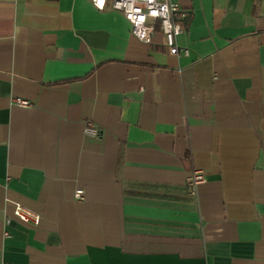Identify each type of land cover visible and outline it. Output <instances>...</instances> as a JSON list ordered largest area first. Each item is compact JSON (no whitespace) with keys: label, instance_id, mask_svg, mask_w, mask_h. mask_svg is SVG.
I'll return each instance as SVG.
<instances>
[{"label":"crops","instance_id":"crops-1","mask_svg":"<svg viewBox=\"0 0 264 264\" xmlns=\"http://www.w3.org/2000/svg\"><path fill=\"white\" fill-rule=\"evenodd\" d=\"M166 1L187 56L89 0H0V264H264V0Z\"/></svg>","mask_w":264,"mask_h":264},{"label":"built area","instance_id":"built-area-1","mask_svg":"<svg viewBox=\"0 0 264 264\" xmlns=\"http://www.w3.org/2000/svg\"><path fill=\"white\" fill-rule=\"evenodd\" d=\"M89 1H90L91 5L98 11L112 10V11H116V12L120 13L124 17V19L126 21H128V23L130 24L131 35L136 37L133 34L134 30H135V25L128 19V16L125 13L123 8L118 9L116 7V4L119 2V0H107L103 10L98 9L94 5L93 0H89ZM166 3L168 5L169 11L171 13V22L174 25L180 26V34H181L183 32V27H182L181 23L188 17V14L185 11L179 9V7L177 5H174L172 3H168L166 0H156L157 6H162ZM135 7H136V9L141 10V13H140L141 15H146L150 11V0H138ZM172 9H175V10L173 11ZM156 27H158L160 33L163 35L165 45L168 49V52L171 55H174V56H178V55L187 56L188 55L187 49L180 48L176 44L175 40H176V37L179 35H176L175 32L169 34L168 32H166L164 30V18L163 17L153 18L151 16H148L147 20H145L143 28L144 29H148V28L153 29V31L150 32L151 41H152ZM170 36H171V38H170ZM13 103H14V105L19 106V107H24V108L31 107V103L29 101L19 99V98L13 99ZM84 134L89 135V136L98 137V136H100V131L94 126V124L91 121H86L84 123ZM204 181H205V177H204L203 173L195 170L192 172V176L189 179L188 186L192 189ZM81 194L82 193L80 191H78V192H76L75 196L77 198H80ZM13 215L18 220H20L21 222L28 224V225H31V226H36L40 220L39 215L33 213L32 211H29L27 209L22 208L18 204H16L13 208ZM5 264H7V263H5Z\"/></svg>","mask_w":264,"mask_h":264},{"label":"clouds","instance_id":"clouds-1","mask_svg":"<svg viewBox=\"0 0 264 264\" xmlns=\"http://www.w3.org/2000/svg\"><path fill=\"white\" fill-rule=\"evenodd\" d=\"M106 2L107 0H93L94 5L100 10H103ZM137 2L138 0H119V2L116 4V7L118 9L123 8L128 16V19L135 25V30L133 34L137 37L139 41L144 43L151 42L150 32L153 31V29L143 28L144 22L145 20H147L148 16H151L153 18L163 17L164 30L169 34L175 32L176 35H180V26L174 25L171 22V13L169 11L167 3L162 6H157L156 0H150L149 13L146 15H141V10H138L135 7ZM172 10L174 11L175 9Z\"/></svg>","mask_w":264,"mask_h":264}]
</instances>
